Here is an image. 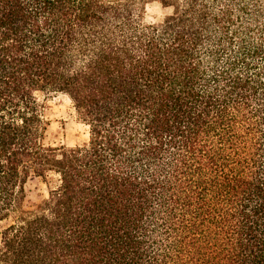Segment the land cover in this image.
<instances>
[{
  "label": "trees",
  "instance_id": "trees-1",
  "mask_svg": "<svg viewBox=\"0 0 264 264\" xmlns=\"http://www.w3.org/2000/svg\"><path fill=\"white\" fill-rule=\"evenodd\" d=\"M48 93L85 144L45 145ZM9 219L0 264H264V0H0Z\"/></svg>",
  "mask_w": 264,
  "mask_h": 264
},
{
  "label": "rangeland",
  "instance_id": "rangeland-1",
  "mask_svg": "<svg viewBox=\"0 0 264 264\" xmlns=\"http://www.w3.org/2000/svg\"><path fill=\"white\" fill-rule=\"evenodd\" d=\"M162 11L157 3H148L145 7V21L152 23L162 18ZM39 100L45 106V118L48 123L45 145L47 147H75L88 140V129L76 116L69 98L63 94H39ZM57 185V177L50 176L46 181L31 177L26 185V198L23 208L34 210L49 196V191ZM12 219L0 222L1 231Z\"/></svg>",
  "mask_w": 264,
  "mask_h": 264
}]
</instances>
